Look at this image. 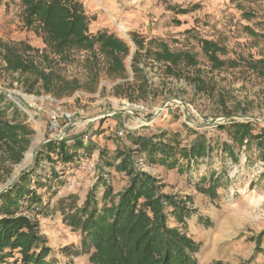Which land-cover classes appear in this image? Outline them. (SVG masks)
<instances>
[{
    "label": "rangeland",
    "instance_id": "374dc122",
    "mask_svg": "<svg viewBox=\"0 0 264 264\" xmlns=\"http://www.w3.org/2000/svg\"><path fill=\"white\" fill-rule=\"evenodd\" d=\"M78 1L90 19V33L106 31L129 45L130 55L124 61L127 77L111 79L102 73L95 86H87L82 65L73 63L62 67L61 74L66 80L78 79L80 90L59 100L42 92L27 94L17 73L2 69L0 48V93L18 111L13 114L12 107L4 117L33 131L19 164L0 146V193L22 173L33 171L28 188L41 198L39 212L24 203L19 212L38 222L50 249L47 259L53 264H93V250H82V236L63 221L59 206L60 202L80 206L98 176L109 182L114 194L126 187L127 177L103 167L100 153L112 157L117 149L131 148L129 133L150 136L167 131L177 134L182 146L203 135L214 151L189 171L150 165L141 157L136 158L137 166L160 181L162 193L187 199L192 214L186 226L170 213L168 225L180 228L198 245L196 264H264V162L253 143L249 152L243 146L238 163H233L220 151L223 143L233 145L232 140L218 128L232 121L251 123L254 134L264 128V77L249 66L251 59L264 57V0ZM22 17L20 0H0V44L23 42L43 50L41 36L34 28L27 29ZM133 34L145 41L162 40L173 51L192 53L197 66L183 69V78L166 77L162 65L140 57L137 65L143 72L138 80L145 79L144 89L149 90L138 96L132 94L134 88L117 89L124 82H137L130 67ZM201 40L217 43L222 49L220 60L239 64L212 69L201 51ZM84 56L81 53L79 58ZM62 139L67 145L79 139L91 146V152L84 155L79 150L72 163L57 160L55 153L38 155L48 141ZM233 147L238 152L239 147ZM210 172L221 176L216 197L200 192L208 186L200 179ZM38 180L43 186L36 187ZM103 191L99 187L96 192L99 208Z\"/></svg>",
    "mask_w": 264,
    "mask_h": 264
},
{
    "label": "trees",
    "instance_id": "16d2710c",
    "mask_svg": "<svg viewBox=\"0 0 264 264\" xmlns=\"http://www.w3.org/2000/svg\"><path fill=\"white\" fill-rule=\"evenodd\" d=\"M20 4L25 27L34 28L45 47L38 50L19 42L1 43L0 48L5 64L2 69L6 73H17L27 94L42 92L59 100L80 90L82 85L78 79L66 80L61 74L62 67L73 63L82 65L88 78L87 86H95L102 73L111 79H126L124 61L130 55L129 45L106 31L90 33V19L78 0H20ZM131 41L135 51L130 67L137 82L135 85L124 82L117 89L134 88L132 94L138 96L149 90L144 89L147 85L145 79L138 80L143 72L137 65L140 57L144 62L150 60L162 65L166 77L183 78V69L197 66L194 54L173 51L162 40L145 41L133 34ZM200 46L214 70L239 64L220 60L218 53L222 49L213 41L201 40ZM81 53H85L83 59L79 58ZM249 66L252 72L264 77V57L251 59ZM12 107L14 105L0 93V146H4L14 164H19L33 131L21 123L5 119L6 112ZM17 112L14 107L13 114ZM218 128L239 147L238 152L227 143L220 147L233 163H238L240 149L244 146V151L249 152L253 143L264 162V128L254 134L251 123L235 121ZM127 139L131 148L117 149L112 157L104 151L99 156L103 167L127 177L126 187L114 194L109 182L98 176L80 206L75 202L70 206L60 202L63 221L80 233L83 251L93 250L90 255L93 264H196L194 255L198 252V245L180 228L168 225L170 213L179 224L186 226V220L192 214L187 199L184 201L162 193L160 181L139 169L136 158L141 157L150 165L166 169L177 168L183 173L209 158L214 148L203 135H197L189 146H182L178 135L167 131L150 136L129 133ZM79 150H83L84 155L89 154L91 146L79 139H74L72 145H67L64 139L51 140L38 155L44 157V154L55 153L57 160L72 163ZM32 172L22 173L16 183L0 193V264H53L47 259L50 249L40 235L38 222L19 212L21 203L26 208L35 207L39 212L41 198L28 188ZM200 182L208 184L200 190L201 193L216 197L215 189L221 184V176L210 172L208 176H202ZM38 186H43L39 180L36 182ZM99 187L104 190L100 208L96 198ZM74 198L68 197L69 200Z\"/></svg>",
    "mask_w": 264,
    "mask_h": 264
},
{
    "label": "bare ground",
    "instance_id": "6f19581e",
    "mask_svg": "<svg viewBox=\"0 0 264 264\" xmlns=\"http://www.w3.org/2000/svg\"><path fill=\"white\" fill-rule=\"evenodd\" d=\"M36 145H37V140L34 142L32 149H34V147H36ZM31 156H32V150L27 153L26 161H29Z\"/></svg>",
    "mask_w": 264,
    "mask_h": 264
},
{
    "label": "water",
    "instance_id": "95a60500",
    "mask_svg": "<svg viewBox=\"0 0 264 264\" xmlns=\"http://www.w3.org/2000/svg\"><path fill=\"white\" fill-rule=\"evenodd\" d=\"M7 185H9V183H8V184H6V186H7Z\"/></svg>",
    "mask_w": 264,
    "mask_h": 264
}]
</instances>
